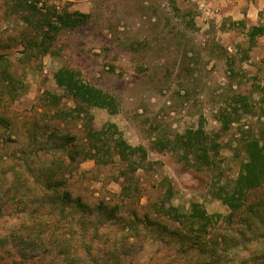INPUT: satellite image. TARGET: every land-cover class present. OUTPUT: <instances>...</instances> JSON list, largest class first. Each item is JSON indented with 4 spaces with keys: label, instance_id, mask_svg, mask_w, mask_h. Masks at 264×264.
Here are the masks:
<instances>
[{
    "label": "rangeland",
    "instance_id": "obj_1",
    "mask_svg": "<svg viewBox=\"0 0 264 264\" xmlns=\"http://www.w3.org/2000/svg\"><path fill=\"white\" fill-rule=\"evenodd\" d=\"M30 1L89 18L26 59L33 31L0 0V71L19 93L0 100V264H246L264 253L263 189L236 213L216 197L239 174L247 133L263 129L264 35L250 43L247 32L264 27V4L251 23L231 0ZM63 68L107 94L113 112L91 107L79 119L56 83ZM199 125L220 143L209 168L155 145ZM88 132L102 136L97 152ZM65 135L79 150L73 163L54 151ZM117 139L133 149L125 161ZM48 169L63 182L58 193L44 185Z\"/></svg>",
    "mask_w": 264,
    "mask_h": 264
},
{
    "label": "trees",
    "instance_id": "obj_2",
    "mask_svg": "<svg viewBox=\"0 0 264 264\" xmlns=\"http://www.w3.org/2000/svg\"><path fill=\"white\" fill-rule=\"evenodd\" d=\"M10 2L16 5L14 6V8L16 7L15 11L22 14V20L30 25L33 31V37L29 40L25 39L22 43L26 59L47 54L58 33L83 26L89 18L88 14L79 11L57 12L54 10L50 11L49 9L41 11L30 0H10ZM261 35H264V27L259 25L251 26L247 32V38L250 43H254L256 37ZM4 57L0 55V62ZM55 79L58 87L64 89V95L76 100L77 105L71 111L79 119H83L86 116V122H88L90 119L87 117L89 114L88 109L91 107L110 108L113 112V100L102 91L83 83L79 78L78 72L63 68L55 73ZM14 83L11 75L3 68L0 71V100L4 94L8 95L11 101L19 95L17 92L18 88ZM241 97H236V103L248 108L249 106L244 101V98ZM49 99L50 106H59V96L50 95ZM259 105H261L260 118L263 119V122H261L263 129L258 134L248 132L243 139L242 152L244 154V161L230 191L219 189L216 192V197L222 200L230 210V213H236L245 205L247 192L255 188L263 189L264 192V90L261 93ZM87 141L91 143L90 150H95L96 152L99 150V144L100 146H104L102 136L96 132H88ZM116 141L115 145L118 146V153L122 155V161H125V157L127 154L132 153L133 149L126 146L121 140L117 139ZM74 142L75 137L73 136H61L59 143L55 145L54 151L65 155L69 163H73L79 156V150L76 149ZM155 145L156 147L158 146L159 150H168L177 155L179 154L180 159L190 162L191 165L199 168L211 167L220 149V143L217 138L208 134L201 125L196 129L190 128L182 133H176L170 138L160 139L155 142ZM142 152L144 153V151ZM48 170L44 174V185L47 189H52L54 193H58L63 182L53 180L55 171ZM62 194V203L66 204L70 199L69 194L67 192H63ZM259 206H262V204L259 203ZM254 207L255 205L253 204H247L246 209L243 211L246 213L254 212ZM171 210L175 211L173 208ZM113 211L112 209L109 212L108 217L112 215ZM190 213L192 218L197 220L202 219L201 221L204 224H208L210 221L204 216L203 211L198 210V208H193ZM245 263L264 264V253L255 255L250 261Z\"/></svg>",
    "mask_w": 264,
    "mask_h": 264
},
{
    "label": "crops",
    "instance_id": "obj_3",
    "mask_svg": "<svg viewBox=\"0 0 264 264\" xmlns=\"http://www.w3.org/2000/svg\"><path fill=\"white\" fill-rule=\"evenodd\" d=\"M216 1V0H212ZM238 5H242V11L239 13L241 18L246 17V19H250V22L253 23L255 20L254 11L260 10L262 5L264 4V0H231V4L235 5L236 2ZM261 6V7H260ZM232 13V12H231ZM234 13V12H233Z\"/></svg>",
    "mask_w": 264,
    "mask_h": 264
}]
</instances>
